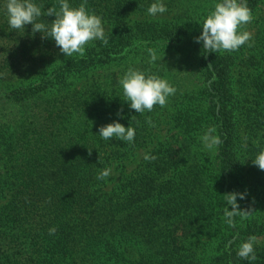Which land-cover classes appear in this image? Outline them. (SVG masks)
I'll return each instance as SVG.
<instances>
[{"label": "trees", "instance_id": "obj_1", "mask_svg": "<svg viewBox=\"0 0 264 264\" xmlns=\"http://www.w3.org/2000/svg\"><path fill=\"white\" fill-rule=\"evenodd\" d=\"M33 2L59 9V0ZM155 2L87 0L108 43L66 57L31 24L10 28L0 0V264H13L8 244L33 238L36 225L55 264H76L78 242L98 264H264V170L253 163L264 151V21L238 50L206 52L195 38L221 0H163L166 18L148 14ZM260 2L247 0L251 12ZM149 49L160 59L150 63ZM129 68L176 88L166 106L130 109L119 83ZM23 74L31 79L14 82ZM117 120L135 129L133 142L101 138L99 128ZM212 126L223 142L209 150L200 137ZM149 143L154 160L144 155L130 172L118 166L112 186L97 179ZM233 191H246L238 206L253 211L230 226L224 194ZM250 235L255 261L237 256Z\"/></svg>", "mask_w": 264, "mask_h": 264}, {"label": "clouds", "instance_id": "obj_2", "mask_svg": "<svg viewBox=\"0 0 264 264\" xmlns=\"http://www.w3.org/2000/svg\"><path fill=\"white\" fill-rule=\"evenodd\" d=\"M43 5L38 6L33 0H7L6 11L10 28L24 29L25 25H32V32L37 31L43 34L42 38L54 39L61 53L66 57L73 54L85 55V45L90 41L100 40L107 45L108 39L105 35V27L102 18L87 9V0H83L78 6L73 7L68 0H59V9L55 6L47 8L42 12ZM148 14L157 16L167 12V6L163 0H156L147 9ZM42 15L55 16L51 25L44 22H36ZM253 19L251 9L247 5V0H221L214 5V9L204 19L201 34L195 38L196 42H202L206 52L235 51L246 42L252 39V34L248 31H239L243 25L250 23ZM251 46V45H250ZM150 63L160 59L154 49H149ZM123 88L126 101L130 102V109L137 113H144L145 110L152 111L155 105L166 106L167 98L174 95L176 88L166 79L155 74H147L144 71L129 68L124 77L119 81ZM117 115H122V109ZM150 126H154L150 117L147 118ZM214 126L209 127L203 136L200 137L206 149L212 150L222 144L219 135H216ZM99 135L104 140L116 138L117 140L133 142L135 129L129 124L125 127L118 120L102 125L99 128ZM91 154L92 149H88ZM146 160H154V156L145 155ZM253 163L260 170H264V151H261ZM111 174V169L105 168L98 173L97 179L103 180ZM246 191L225 193L224 198L227 205L225 208V222L230 226L234 225V217L240 216L247 219L253 209H240L237 197L246 198ZM57 229H49V235H55ZM257 238L250 235L246 241L238 248L237 256L249 261H255L257 255L254 245Z\"/></svg>", "mask_w": 264, "mask_h": 264}, {"label": "rangeland", "instance_id": "obj_3", "mask_svg": "<svg viewBox=\"0 0 264 264\" xmlns=\"http://www.w3.org/2000/svg\"><path fill=\"white\" fill-rule=\"evenodd\" d=\"M253 19L250 23L243 25L239 31H248L253 35L257 32L258 27L260 24L264 21V0H261V2L256 6V8L252 11ZM167 15L165 14H159L157 15V18H166ZM105 30L107 29V26H104ZM248 42L245 43V45ZM249 44V43H248ZM238 73V69L232 70V75L234 76L233 80L234 82L237 81V79L240 77ZM30 74H23L21 77L15 79L14 82H27L31 79ZM235 86L237 89H239V85L237 82L235 83ZM164 127V130L161 131V136H165L166 134L169 135L170 131L168 130V126L162 125ZM152 143H149L146 149H140L136 152L135 156L131 157L128 160L120 161V162H113L111 166V174L109 175V186L114 185L119 176V167L120 165L125 166V170L127 172H130L132 169L135 168V166L139 163L141 158L145 155V150L149 149ZM35 228L39 229L40 233L33 232L32 230L28 231L31 232L33 238L25 237L23 238H12L14 241L10 242L7 246L6 252H9V255H11L13 264H55L52 262V259L54 261V258L56 257L55 254L51 251V248L47 251L44 250L41 245L39 244V241L37 238H45L44 235L41 233V226L38 227V225L35 226ZM26 233V230H25ZM83 238V236L81 237ZM112 238V237H111ZM32 239V241H29ZM37 240V244L36 241ZM111 243V241L109 242ZM85 245L82 242H78L76 244L75 252H74V260L76 264H98V260L89 261L86 260L87 253L85 254L84 250ZM71 250V249H69ZM50 255V256H49ZM64 264H71V260H67Z\"/></svg>", "mask_w": 264, "mask_h": 264}]
</instances>
